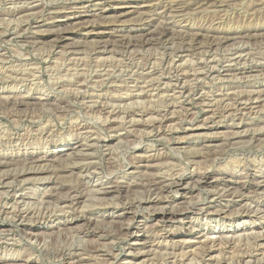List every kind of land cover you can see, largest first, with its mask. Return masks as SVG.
<instances>
[{
    "label": "rangeland",
    "instance_id": "374dc122",
    "mask_svg": "<svg viewBox=\"0 0 264 264\" xmlns=\"http://www.w3.org/2000/svg\"><path fill=\"white\" fill-rule=\"evenodd\" d=\"M84 1L0 0V93L3 95L2 97L0 94V161L7 162L9 167L0 170V177L14 175L19 172L32 173L36 171V168H43L46 171L45 174L42 173L38 176L33 173L29 174L28 179L32 180L21 184L15 182L11 185L0 184V231H6L0 232V260H3L0 261V264H25L23 260L27 258L32 259L30 264H118L124 260L130 249L132 250L133 248L138 251V245L142 246V244L136 245L135 243L141 242L147 236H151L155 240V243H158V245L150 249L151 255L149 257L150 259L152 258L151 261L155 262L157 260V264H161L164 260H172L171 263L173 261L177 263L193 261L192 263L196 264L198 261L201 264H213L215 261H210L209 256H207L206 250L209 249L208 246L213 248L212 254L215 255L217 253V256L220 254L219 258L224 257L223 260L226 262L232 260L227 262V264H236V261L243 256L255 257L262 255V252L264 255V0H154L152 3H155L154 5L157 6L153 5V8L150 7L142 10L138 8L139 4L137 3V1L141 0H94L86 3V6L82 3ZM97 1L101 4L94 6L93 4L97 3ZM131 1L136 2L132 3ZM173 1H178V3L180 1L181 3L176 5ZM70 6L71 8H69ZM100 6L110 11L109 14H114V12L119 10L131 11L122 17L127 23L123 28L129 31L127 33L128 36L134 37V35H140V30H136L135 26L137 25L134 24L139 22L137 20L143 18V16L145 18L150 15H154L156 16L155 18L159 19V21L157 19V21L152 23L155 24L152 25V28H161L168 22L171 24L170 27L172 26L171 29L175 35L168 41H158L148 45H141V42L138 41L130 48L125 47L118 37L113 38L112 36L105 35L104 37H100V39L96 36H91L90 39L85 40L80 35H76L75 40L79 44L78 47L73 46L72 48L54 44L53 39L50 41V37L54 33L42 35L43 37H39L36 34L37 30L40 29L55 30V28L59 29L64 25L63 28H68V25L69 27L74 26L73 23L68 24L65 19H59L62 17L53 19V12L67 11V9H69L68 11L76 10L79 13L76 17L88 18L91 21L88 25L99 30L109 20L97 16L96 18L95 16L92 18L90 14H86V10L93 9V11H98ZM178 6H183L180 11ZM166 9H170V12L167 14L164 12ZM61 15L63 16V14ZM42 20L46 23L50 22L48 25L51 26L39 27V25L44 23ZM53 20L57 21L55 22L56 24L52 23ZM128 27L132 29L129 30ZM199 30H203L205 33L208 31L210 34L222 32L225 35H237L238 37H236L237 39L233 38L229 39V41L216 44L211 48H209L210 42L208 40H202L203 43L198 48L199 50L191 48L192 51L188 50L181 54V48L185 44L191 43L193 33ZM138 38L136 37L135 39L137 40ZM67 42H71V40ZM103 42L107 43L109 49L105 52H98L97 47ZM236 49L244 51H240L241 53L237 51L235 53ZM234 53L241 57V64L238 66H235L233 63L231 64ZM179 54L183 55L181 59L182 70L189 76L188 80L185 79L186 81L182 79L178 80L176 76L175 60L180 57L177 58ZM217 60L220 61L218 62ZM241 66L253 67L254 69L252 70L258 69V72L242 73L239 69ZM149 67L151 69H148ZM182 70L179 72H182ZM149 71L150 74L147 73ZM105 73L108 76H100ZM78 80L80 82H77ZM81 84L82 86H79ZM182 84H185L188 88L190 87L188 90L191 89L192 93L191 90L183 92ZM139 87H141L140 90ZM78 88L79 91L77 90ZM259 91H262L260 104L258 103L252 109L242 108L238 110L242 106H239L235 102V95L240 94L245 97L251 94L253 97H256ZM75 92L79 94L83 93L81 94L82 100L80 97L79 99L86 102H81L79 99L72 97V94ZM188 92L190 93L188 94ZM139 93H143V96L136 97ZM24 94L30 97H40L44 94L45 96L49 95L52 97L53 102L41 103L36 100L24 104L25 102L20 101ZM220 97L224 98V100H221ZM99 98L102 102H100ZM107 100L109 101L107 102ZM62 105L65 106L62 107ZM250 105L248 104L247 106ZM108 109H110V112L114 110L115 113L114 111L110 113ZM230 110L231 112L227 113ZM246 110L249 112H246ZM158 116L159 120L157 119ZM130 120L135 122L131 123ZM139 121H141V125ZM165 123L167 124L166 129H164L166 127ZM79 125L85 127L83 130H80L81 132L77 128L80 127ZM163 126L165 127L162 128ZM117 134L122 135V145H120L121 141H119L120 143L117 144V147L116 145L113 148L110 146V149L107 150L103 143L111 140ZM78 137L84 140L80 141L81 143L94 144L92 148H82L85 150L84 153L89 154V157L92 158L91 160L89 158L87 160H80L77 156L75 158L67 157L66 155L65 157L64 155L60 157V154L58 155L55 152L53 153L55 154L54 159L42 163L41 167L35 163L31 165L30 163L27 164L23 160H21L23 161L21 165L19 162H17V166L15 164H8L15 157V160H18L22 155L54 152L60 143L67 142L74 144L77 142L75 138ZM96 139H100V145L98 146L95 145ZM114 148L115 151L113 150ZM111 153L113 154L111 155ZM140 155L146 156V158H143L144 162H138L141 159ZM149 155L157 157L156 161H145ZM89 162L100 168L99 175L104 177V181L122 180L123 178L122 181L126 185L127 181L129 182L128 184L132 183V185L123 189L120 194L113 193L108 195L109 198L105 199L95 192H88L91 195L87 194L83 198V201L75 205L76 208H68L65 207L66 204L61 200L67 194L66 189H62L60 193L54 192L52 195H48L52 191L51 187L54 186V183L39 180V177L42 176H52L58 178L65 185H75L80 187L81 190L91 188V182H87L88 180L81 177L79 172V167ZM109 164H111V167ZM27 165L29 166L27 167ZM30 166H33V168L28 169ZM54 170L56 171L54 172ZM131 171L134 172L133 175L127 176L126 173H130ZM205 171L209 172L212 181H215V178L221 181V178L228 177L229 185L223 189V186L219 182H215V184H211L210 186L202 184H199V186L196 184L197 178H199L200 172ZM191 175H193L192 179L184 194L183 191L177 192L174 189H171L167 193L160 189V181L163 184L164 182H173L181 176L190 177ZM152 177L156 179H152ZM147 180L148 182L145 183ZM15 190L24 191L34 196H30L31 203L28 205L35 208L36 216L39 219L33 217L27 224H21L12 215H10L11 218L8 217L9 214L6 212L10 207L9 205L12 204L10 196ZM213 192L218 193V198L215 202H211L214 197ZM165 193L178 199L179 205L177 203L167 204L164 200L161 202L160 199L166 196ZM94 194L99 198L93 196ZM132 198L136 202H141L140 218L144 217L146 221L143 223L138 218L131 230L136 231L138 227L139 229L148 227L147 230L145 229L141 231V234H138L139 237H143L139 241L134 239L135 236L131 235V232L128 235L125 234L120 227L123 223L132 219V213H130L131 215L126 214L122 217L115 216L113 218L109 214L116 213V209H113L116 205L120 210L115 215L122 213V203L124 205L127 202L133 201ZM29 199H27V202H30ZM123 201L126 202L124 203ZM8 203L9 205H7ZM83 203H85V207H83ZM207 203L213 204L214 211L210 214L202 213L198 215V209ZM104 205H108L111 208L106 211L102 208ZM37 206H39L38 208H40L41 212H47L49 225L52 224L51 220H56L53 222L54 224L59 220L63 222L68 218H73L82 209L88 213V217L91 215H93L91 216L93 218L95 216L98 217L96 218L98 222L94 223L92 221V223L88 224L85 220L80 219L71 226L61 225L62 227L59 226L52 230H46V232H36L33 230L34 226L43 227L45 225L41 226L38 223L41 221L40 217L42 213L39 212ZM47 206L49 209H47ZM174 209L186 211V215H184L185 219L183 222H175L170 226L171 229H169V227L164 226L168 224L160 222V215L164 210L169 212V210ZM216 211H225V214L216 213ZM57 216H59V219H55ZM102 216H104L105 220L101 219ZM103 220L106 222H101ZM93 229L95 230L93 231ZM248 230H250L249 232L253 231V233L251 232L253 236L254 233L256 234L259 231H263V233L261 234L260 232L259 235L256 234V237L254 236L255 238H253ZM95 231H98L99 234L95 233ZM246 231L247 233H245ZM143 232L144 235H142ZM199 232L205 233L207 237L209 235L208 238L211 239V243L207 242L205 237L197 235ZM237 232L239 237L236 235ZM170 234L172 236L174 234L171 239L169 238ZM34 235H37V237ZM234 235L235 237H233ZM246 236H248L247 239ZM172 239L174 241L188 239V249L174 250L170 247L173 242ZM218 241L222 244L218 245ZM228 241L231 242L227 243ZM235 241L238 242L236 243ZM207 243L210 244L207 245ZM201 246L206 249L201 248ZM191 247L196 251L192 250ZM232 247L235 248L233 249ZM155 248L158 249L156 250ZM181 250L183 253L179 252ZM188 250L191 252H188ZM63 251L67 253L65 252V254ZM183 254L186 258L183 257ZM236 255H239V257ZM230 256L231 258H229ZM232 258L237 259L234 262ZM205 261L206 263H204ZM237 264H239V261H237Z\"/></svg>",
    "mask_w": 264,
    "mask_h": 264
},
{
    "label": "bare ground",
    "instance_id": "6f19581e",
    "mask_svg": "<svg viewBox=\"0 0 264 264\" xmlns=\"http://www.w3.org/2000/svg\"><path fill=\"white\" fill-rule=\"evenodd\" d=\"M92 1H94V0H85L84 2H82L83 3V5H85L86 6V3H89V2H92ZM98 1H100V0H98ZM97 1V3H95V4H93L94 6H99L101 3H99ZM154 0H141V1H137V3L139 4L137 7L138 8H141L140 10H142V9H145V8H150V7H152L155 3H152ZM161 1V0H160ZM183 1V0H182ZM27 2V1H26ZM132 3H134V2H136V1H131ZM49 3V2H48ZM81 3V4H82ZM173 3H176V5H179V3H181L180 1H179V3H178V1H173ZM234 3V2H233ZM248 3V2H247ZM17 4V3H16ZM49 5V4H48ZM25 6V5H24ZM84 6V7H85ZM154 6H157V5H154ZM78 7V6H77ZM182 7L183 6H178V9H179V11L182 9ZM241 7V6H240ZM26 8V7H25ZM69 8H71V6L69 7ZM74 8V7H73ZM86 8V7H85ZM153 8V7H152ZM220 8V7H219ZM30 9V8H29ZM33 9H34V7H33ZM135 9H137V8H135ZM175 9V8H174ZM176 9H177V7H176ZM62 10V9H61ZM69 9H67V11H55V12H53V14H54V17H53V19H55L56 17H62V18H59L60 20H67V22H68V24H74V26H70L69 27V25H68V28H59V29H57V28H55V30L53 29H40V30H37V32H36V34H38V36L40 37V36H42V35H45V34H52V33H54L53 34V36H51L50 37V41L53 39V43L54 44H57V45H60V46H65V47H72L73 48V46H75V47H78V44H79V42H77V40H75V36L76 35H80V37L82 38V39H85V40H88V39H90L91 38V36H96V37H98V38H100V37H104L105 35H107V36H112L113 38L114 37H118L120 40H121V43H123V45L125 46V47H127V48H130L133 44H135L136 42H138V41H140L141 42V45H148V44H151V43H154V42H158V41H168L169 39H171V37H173L175 34L173 33V31H172V29H171V27H170V25L171 24H169L168 22L167 23H165L164 25H163V27H161V28H157V29H155V28H152V25H155V24H152V23H154V21H157V19L158 18H155L156 16H154V15H150V16H147V17H145L144 18V16H143V18H141V19H139V20H137V21H139V22H137V23H135L134 25H137V26H135V29L136 30H140V35H137V36H135L134 35V37H132V36H128V32L129 31H126V28H123V27H125L126 26V21L124 20V19H122V17H124L125 15H127V14H129L131 11H127L126 12V10H119V11H116V12H114V14H109L110 13V11H107V9L106 8H101V6L99 7V10L98 11H93V9H87L86 10V14H90V16H92V18H93V16H95V18H96V16L97 17H100V18H103V19H108L109 21H108V23L107 24H104V26L102 27V28H100L99 30H96L97 28H92V27H90L89 25H88V23L89 22H91L88 18H84L83 19V17H76V16H78L77 14H79L76 10H74V11H68ZM1 11V10H0ZM50 11V10H49ZM68 12V13H67ZM165 14H167L168 12H170V9H166L165 11ZM37 13V12H36ZM65 13H67V14H65ZM112 13V12H111ZM117 13V14H116ZM119 13V14H118ZM61 14H63V16L61 15ZM74 15V16H73ZM156 15V14H155ZM63 17H65V18H63ZM73 17V19L71 20V18ZM45 19V18H44ZM57 19V18H56ZM59 20V21H60ZM236 20V19H235ZM7 21V20H6ZM158 21H159V19H158ZM16 22V21H15ZM42 22H44L43 20H42ZM55 22H57L56 20H53V24H56ZM66 22V21H65ZM92 22H93V20H92ZM190 22V21H189ZM37 23V22H36ZM48 24H50V22L49 23H46V22H44L43 24H41V25H39V27H48V26H51V25H48ZM65 24V23H64ZM92 24V23H91ZM94 24H95V22H94ZM21 25V24H20ZM19 25V26H20ZM61 26V25H60ZM185 26V25H184ZM211 26V25H210ZM95 27V26H94ZM216 27V26H215ZM185 28V27H184ZM128 29L129 30H131L132 28H130V27H128ZM134 29V28H133ZM16 30V29H15ZM208 32V31H207ZM205 33L203 30H199V31H197V32H194L193 33V38H192V40H191V43H187V44H185L182 48H181V50H180V52H181V54L183 53V52H186V51H188V50H191V48H193V49H198V48H200L201 47V45H202V40H208L210 43H209V48H211L212 46H214V45H216V44H220V43H223V42H225V41H229V39H233V38H236V37H238L237 35L235 36V35H225V34H222V32H219V33H214V34H210L209 32L208 33ZM186 35V34H185ZM180 36H182V35H180ZM43 37V36H42ZM136 37H139L137 40L135 39ZM243 38V37H242ZM101 39V38H100ZM190 39H191V37H190ZM237 39V38H236ZM71 40V42H67V41H70ZM119 41V40H118ZM247 41V40H246ZM159 44V43H158ZM157 44V45H158ZM255 46V45H254ZM110 47V46H109ZM165 47V46H164ZM157 48V47H156ZM208 48V49H209ZM108 45H107V43L106 42H103V43H101V44H99V46L97 47V51L98 52H105V51H108ZM123 49H124V47H123ZM126 49V48H125ZM117 50V49H116ZM199 50V49H198ZM214 50V49H213ZM192 51V50H191ZM210 51V50H209ZM237 51H244V50H242V49H236V51H235V53H237ZM71 52V51H70ZM122 52V51H121ZM128 52V51H127ZM213 52V51H212ZM72 53V52H71ZM211 53V52H210ZM233 54V56L232 55H230V56H232V58H233V61L231 62V64L233 63L235 66H238L239 64H241V57H240V55H236V54ZM241 53V52H240ZM60 54V53H59ZM85 55V54H84ZM127 55V54H126ZM155 55H157V54H155ZM234 55H235V57H234ZM246 55H247V53H246ZM180 56V57H179ZM182 56L183 55H178L177 56V60H175V69L177 70V79L178 80H180V79H182V80H188V78H189V76L184 72V70H182L183 68H182V63H181V59H182ZM72 57V56H71ZM246 57V56H245ZM58 58V57H57ZM61 58H63V57H61ZM187 58V57H186ZM195 58V57H194ZM201 58V57H200ZM219 58V57H218ZM249 58V57H248ZM264 58V57H263ZM46 59V58H45ZM80 59V58H79ZM157 59V58H156ZM215 59V58H214ZM261 59V58H260ZM74 60V59H73ZM81 60V59H80ZM195 60V59H194ZM245 60V59H244ZM72 61V60H71ZM143 61V60H142ZM218 61V60H217ZM220 61V60H219ZM218 61V62H219ZM253 61V60H252ZM59 62V61H58ZM80 62V61H79ZM152 62V61H151ZM161 62V61H160ZM179 62V63H178ZM227 62V61H226ZM230 62V61H229ZM66 63V62H65ZM94 63V62H93ZM174 63V62H173ZM190 63V62H189ZM205 63V62H204ZM26 64V63H25ZM75 64V63H74ZM85 64V63H84ZM102 64V63H101ZM111 64V63H110ZM172 64V63H171ZM63 65V64H62ZM72 65V64H71ZM114 65V64H113ZM191 65V64H190ZM58 66V65H57ZM99 66V65H98ZM151 66V65H150ZM32 67V66H31ZM55 67V66H54ZM54 67H52V68H54ZM67 67H69V66H67ZM148 67V66H147ZM186 67V66H185ZM263 67V66H262ZM261 67V68H262ZM36 68V67H35ZM51 68V69H52ZM90 68V67H89ZM95 68V67H94ZM97 68V67H96ZM103 68V67H102ZM120 68V67H119ZM57 69V68H56ZM55 69V70H56ZM101 69V68H100ZM148 69H151L150 67L148 68ZM153 69V68H152ZM240 70H241V72L242 73H248V72H252V73H254V71H257V70H252V69H254L253 67H245V66H241V68H239ZM248 69H251V70H248ZM18 70V69H17ZM53 70V69H52ZM64 70V69H63ZM76 70V69H75ZM81 70H83V69H81ZM180 70H182V72H179ZM227 70H230V69H227ZM68 71V70H67ZM78 71V70H77ZM12 72V71H11ZM55 72V71H54ZM170 72V71H169ZM258 72V71H257ZM21 73H22V70H21ZM35 73V72H34ZM66 73V72H65ZM102 73V72H101ZM148 74H150V71L149 72H147ZM227 73V72H226ZM54 74V73H53ZM139 74V73H138ZM207 74H209V73H207ZM11 75V74H10ZM37 75V74H36ZM61 75V74H60ZM59 75V76H60ZM65 75V74H64ZM74 75V74H73ZM106 75L108 76V74L107 73H105V74H101L100 76H105L106 77ZM204 75V74H203ZM14 76V75H13ZM24 76V75H23ZM26 76V75H25ZM198 76V75H197ZM218 76V75H217ZM7 77V76H6ZM29 77V76H28ZM33 77V76H32ZM31 77V78H32ZM74 77V76H73ZM82 77V76H81ZM194 77V76H193ZM192 77V78H193ZM64 78H66V77H64ZM67 78H68V76H67ZM72 78V77H71ZM85 78V77H84ZM83 78V79H84ZM195 78V77H194ZM62 79V78H61ZM147 79V78H146ZM225 79V78H224ZM40 80V79H39ZM177 80V81H178ZM185 80V81H186ZM196 80H198V79H196ZM82 81V80H81ZM91 81V80H90ZM152 81V80H151ZM176 81V82H177ZM184 81V82H185ZM192 81V80H191ZM194 81V80H193ZM52 82V81H51ZM77 82H80V80H78ZM85 82V81H84ZM96 82V81H95ZM141 82V81H140ZM149 82V81H148ZM183 82V81H182ZM189 82V81H188ZM90 83V82H89ZM102 83H103V81H102ZM115 83V82H114ZM178 83V82H177ZM201 83V82H200ZM99 84V83H98ZM125 84V83H124ZM137 85V84H136ZM145 85V84H144ZM176 85V84H175ZM183 85V86H182ZM181 86H182V90H183V92H187V91H190V90H188L189 88L185 85V84H182ZM193 85V84H192ZM76 86V85H75ZM79 86H82V84L81 85H79ZM78 86V87H79ZM169 86V85H168ZM195 86V85H194ZM223 86V85H222ZM146 87V86H145ZM150 87V86H149ZM175 87V86H174ZM199 87V86H198ZM203 87V86H202ZM225 87V86H224ZM54 88V87H53ZM96 88V87H95ZM140 88L141 87H139V90H140ZM173 88V87H172ZM192 88V87H191ZM201 88V87H200ZM147 89V88H146ZM203 89V88H202ZM235 89V88H234ZM78 91H79V88L77 89ZM84 90V89H83ZM180 90V89H179ZM196 90V89H195ZM200 90V89H199ZM221 90V89H220ZM230 90V89H229ZM70 91V90H69ZM75 91V90H74ZM85 91V90H84ZM133 91V90H132ZM223 91V90H222ZM108 92V91H107ZM128 92V91H127ZM135 92H137V91H135ZM3 93V92H2ZM66 93V92H65ZM72 93V92H71ZM101 93V92H100ZM130 93V92H129ZM161 93V92H160ZM174 93V92H173ZM190 92H188V94H189ZM191 93H192V90H191ZM208 93V92H207ZM221 93V92H220ZM224 93V92H223ZM226 93V92H225ZM1 94V93H0ZM15 94V93H14ZM81 94H83V93H81ZM81 94H79V93H73L72 94V97H74L75 99H79V97H80V99H81ZM149 94V93H148ZM187 94V95H188ZM222 94V93H221ZM242 94V93H241ZM22 95V94H21ZM147 95V94H146ZM231 95V94H230ZM234 95V94H233ZM244 95V94H243ZM245 95H247V94H245ZM255 95V94H254ZM257 96L256 97H253L251 94L248 96H241L240 94H238V95H235L236 97H235V102L236 103H238L239 104V106H242V107H239V106H237V107H239L238 108V110H240V109H242V108H244V109H246V108H250V109H252V108H254V107H256L257 105H258V103L260 104V98H262L261 96H262V91H259L258 92V94H256ZM1 96L3 97V95L1 94ZM4 96H6V95H4ZM85 96V95H84ZM88 96V95H87ZM141 96H143V93L141 94V93H139V94H137L136 95V97H141ZM145 96V95H144ZM173 96V95H172ZM176 96V95H175ZM194 96V95H193ZM197 96V95H196ZM204 96H206V95H204ZM217 96V95H216ZM227 96V95H226ZM232 96V95H231ZM100 97V96H99ZM117 97V96H116ZM146 97V96H145ZM157 97V96H156ZM169 97V96H168ZM195 97V96H194ZM213 97V96H212ZM221 97H224V96H221ZM220 97V98H221ZM58 98V97H57ZM84 98V97H83ZM95 98V97H94ZM105 98V97H104ZM103 98V99H104ZM153 98V97H152ZM164 98V97H163ZM173 98H174V96H173ZM178 98H179V96H178ZM191 98V97H190ZM190 98H189V101H190ZM204 98V97H203ZM264 98V97H263ZM20 99V98H19ZM35 99V100H34ZM79 99V100H80ZM91 99V98H90ZM97 99V98H96ZM156 99V98H155ZM181 99V98H180ZM199 99H201V98H199ZM216 99V98H215ZM218 99H219V97H218ZM231 98H229V100H230ZM38 101V102H43V103H52L53 102V99H52V97L51 96H49V95H46L45 96V94L44 95H41L40 97H30L29 95H23L22 97H21V102H25L24 104H28V102H30V101ZM56 100V99H55ZM82 100V99H81ZM80 100V101H81ZM86 100V99H85ZM99 100H100V98H99ZM110 100V99H109ZM109 100H107V102L109 101ZM178 100V99H177ZM177 100H175V101H177ZM206 100V99H205ZM221 100H224V98H221ZM234 100V99H233ZM263 100V99H262ZM60 101H62V100H60ZM79 101V102H80ZM214 101V100H213ZM213 101H211V102H213ZM217 101V100H216ZM231 101H232V99H231ZM81 102H86V101H81ZM80 102V103H81ZM100 102H102L101 100H100ZM126 102V101H125ZM140 102V101H139ZM174 102V101H173ZM215 102V101H214ZM234 102V101H233ZM235 102H234V105H235ZM58 103V102H57ZM96 103V102H95ZM104 103V102H103ZM117 103V102H116ZM138 103V102H137ZM178 103V102H177ZM205 103V102H204ZM203 103V104H204ZM216 103V102H215ZM66 104V103H65ZM83 104V103H82ZM102 104V103H101ZM106 104V103H105ZM139 104V103H138ZM170 105H171V103H169ZM174 104V103H173ZM219 104V103H218ZM229 104V103H228ZM248 104H251L250 106H247ZM33 105H34V103H33ZM42 105V104H41ZM59 105V104H58ZM175 105V104H174ZM233 105V106H234ZM63 106H65V105H62V107ZM69 106V105H68ZM105 106V105H104ZM223 106V105H222ZM226 106V105H225ZM261 106H262V104H261ZM175 107V106H174ZM192 107V106H191ZM205 107V106H204ZM213 107V106H212ZM231 107V106H230ZM229 107V108H230ZM236 107V108H237ZM125 108V107H124ZM161 108V107H160ZM176 108V107H175ZM211 108V107H210ZM217 108V107H216ZM215 108V109H216ZM221 108V107H220ZM219 108V109H220ZM226 108V107H225ZM260 108V107H259ZM59 109V108H58ZM117 109V108H116ZM115 109V110H116ZM167 109V108H166ZM212 109V108H211ZM218 109V108H217ZM105 110H106V108H105ZM109 110V112H110V109H108ZM170 111H171V109H169ZM208 110H209V108H208ZM232 110V109H231ZM231 110L230 111H228L227 113H230L231 112ZM248 110V109H247ZM246 110V112H249V111H247ZM253 110H256V109H253ZM87 111V110H86ZM114 111V110H113ZM113 111H111L110 113H112ZM117 111V110H116ZM147 111H150V110H147ZM166 111V110H165ZM212 111V110H211ZM210 111V112H211ZM221 111V110H220ZM119 112H121V111H119ZM127 112V111H126ZM191 112V111H190ZM222 112H223V110H222ZM243 112V111H242ZM251 112V111H250ZM58 113V112H57ZM65 113V112H64ZM74 113V112H73ZM114 113H115V111H114ZM118 113V112H117ZM145 113V112H144ZM159 113V112H158ZM163 113V112H162ZM168 113V112H167ZM187 113H188V111H187ZM186 113V114H187ZM227 113L225 112V114L227 115ZM234 113V112H233ZM240 113V112H239ZM86 114V113H85ZM109 114V113H108ZM121 114V113H120ZM123 114V113H122ZM126 114V113H125ZM129 114V113H128ZM150 114V113H149ZM184 114V113H183ZM192 114V113H191ZM249 114V113H248ZM160 115V114H159ZM193 115V114H192ZM215 115H217V114H215ZM219 115V114H218ZM221 115V114H220ZM222 115H223V113H222ZM238 115V114H237ZM94 116V115H93ZM118 116V115H117ZM124 117H125V115H123ZM134 116V115H133ZM132 116V117H133ZM146 116V115H145ZM154 116H156V115H154ZM188 116V115H187ZM191 116V115H190ZM213 116V115H212ZM232 116H233V114H232ZM57 117V116H56ZM164 117H165V115H164ZM208 117V116H207ZM222 117V116H221ZM49 118V117H48ZM71 118V117H70ZM118 118V117H117ZM144 118H146V117H144ZM160 118H161V116H160ZM168 118V117H167ZM209 118V117H208ZM207 118V119H208ZM50 119V118H49ZM60 119V118H59ZM62 119V118H61ZM79 119V118H78ZM128 119V118H127ZM157 119L159 120V116L157 117ZM163 119V118H162ZM174 119H176V118H174ZM189 119V118H188ZM109 120V119H108ZM138 120V119H137ZM147 120V119H146ZM80 121V120H79ZM99 121V120H98ZM127 121V120H126ZM131 121V120H130ZM129 121V122H130ZM154 121V120H153ZM157 121V120H156ZM169 122H171L170 120H168ZM59 122V121H58ZM104 122V121H103ZM117 122H118V120H117ZM133 121H131V123H132ZM135 122V121H134ZM133 122V123H134ZM140 122V125H141V121H139ZM168 122V123H169ZM213 122V121H212ZM17 123V122H16ZM46 123V122H45ZM72 123V122H71ZM120 123V122H119ZM150 123H152V122H150ZM15 124V123H14ZM44 124V123H43ZM75 124H76V122H75ZM129 124V123H128ZM201 124V123H200ZM204 124V123H203ZM206 124V123H205ZM77 125V124H76ZM133 125V124H132ZM137 125V124H136ZM154 125V124H153ZM155 125H157V124H155ZM158 125H159V122H158ZM165 125H166V127L165 126H163L162 128H164V129H166L167 128V124L165 123ZM171 125V124H170ZM195 125V124H194ZM202 125V124H201ZM200 125V126H201ZM73 126H75V125H73ZM80 126V125H79ZM180 126V125H179ZM200 126H198V127H200ZM205 126V125H204ZM71 127V126H70ZM77 127V126H76ZM171 127V126H170ZM197 127V126H196ZM258 127H260V126H258ZM75 128V127H74ZM78 128V130L80 131V130H83L85 127L84 126H80V127H77ZM129 128V127H128ZM158 128H160V127H158ZM246 128V127H245ZM73 129V128H72ZM139 129V128H138ZM147 129V128H146ZM174 129V128H173ZM177 129V128H176ZM197 129V128H196ZM241 129V128H240ZM239 129V130H240ZM47 130V129H46ZM50 130V129H49ZM48 130V131H49ZM184 130V129H183ZM220 130V129H219ZM239 130H238V132H239ZM27 131V130H26ZM123 131V130H122ZM237 131V130H236ZM248 131V130H247ZM246 131V132H247ZM256 131V130H255ZM258 131V130H257ZM81 132V131H80ZM140 132V131H139ZM138 132V133H139ZM152 132V131H151ZM164 132V131H163ZM169 132V131H168ZM222 132V131H221ZM91 133V132H90ZM150 133V132H149ZM223 133V132H222ZM221 133V134H222ZM237 133V132H236ZM243 133V132H242ZM15 134V133H14ZM78 134V133H77ZM83 134V133H82ZM136 134V133H135ZM160 134V133H159ZM165 134V133H164ZM27 135V134H26ZM80 135V134H79ZM78 135V136H79ZM147 135V134H146ZM155 135H157V134H155ZM207 135V134H206ZM5 136V135H4ZM71 136V135H70ZM81 136V135H80ZM93 136V135H92ZM141 136V135H140ZM159 136V135H158ZM162 136V135H161ZM230 136V135H229ZM241 136V135H240ZM38 137V136H37ZM167 137V136H166ZM181 137V136H180ZM91 138V137H90ZM105 138V137H104ZM123 138H125V137H123ZM138 138V137H137ZM179 138V137H178ZM227 138V137H226ZM82 139H83V137H82ZM121 139H122V135L121 134H117V135H115V137L114 138H112L111 140H107V141H105V143H103L104 144V146H106V148H107V150H109L110 149V146H112V148L114 147V145H116V147L118 146L117 144L118 143H120L119 141H121ZM75 140H77V142H75L74 144H71V143H67V142H63V143H60L57 147V149H56V151H52L51 153L50 152H48L47 154H36V155H34V154H28L27 156H21V158H18V160H15L16 159V157H15V159H12L10 162L11 163H8L9 165H12V164H17V162H19L20 163V165H21V162H26L27 164L28 163H30V165L31 164H36L37 166H39V167H41L42 166V163H44V162H47V161H49V160H53L54 159V157H55V154H53V153H55V152H57L58 153V155L60 154V157L62 156V155H64V157H65V155L67 156V157H71V158H75V156H77L78 158H80V160L81 159H86L87 160V158H89L90 160L92 159V158H90L89 157V154H87V153H84V149H82V148H92L93 146H94V144H86V143H81L80 141H84V140H81V139H79V137L78 138H75ZM116 140V141H115ZM169 140V139H168ZM225 140V139H224ZM235 140V139H234ZM93 141V140H92ZM115 141V142H114ZM123 141V140H122ZM122 141H121V144L120 145H122ZM78 145H77V144ZM88 143V142H87ZM11 145V144H10ZM74 145V146H73ZM95 145H100V139H96V142H95ZM102 146V145H101ZM134 146V145H133ZM9 147V146H8ZM169 147V146H168ZM186 147V146H185ZM111 148V149H112ZM72 149V151L70 152V150ZM10 150V149H9ZM93 150V149H92ZM106 150V151H107ZM114 151H115V148L113 149ZM2 151V150H1ZM19 151V150H18ZM96 151V150H95ZM94 151V152H95ZM105 152V151H104ZM113 152V151H112ZM164 152V151H163ZM167 152V151H166ZM201 152V151H200ZM116 153V152H115ZM113 153H111V155H112ZM12 155V154H11ZM155 155V154H154ZM2 156V155H1ZM141 156V155H140ZM264 156V155H263ZM11 158V157H10ZM13 158V157H12ZM51 158V159H50ZM136 158V157H135ZM143 158H146V156H141V159H139V161L138 162H144V159ZM157 158V157H156ZM156 158L153 156H151V155H149V156H147V159H145V161H149V162H154V161H156ZM5 159V158H4ZM66 159V158H65ZM110 159V158H109ZM250 159V158H249ZM264 159V158H263ZM3 160V159H2ZM21 160H23V161H21ZM76 160V159H75ZM165 160V159H164ZM65 161H69V160H65ZM126 161V160H125ZM137 161V160H136ZM158 161H160V160H158ZM195 161V160H194ZM207 161V160H206ZM16 162V163H15ZM128 162V161H127ZM18 163V164H19ZM109 163H110V161H109ZM209 163V162H208ZM80 164V163H79ZM199 164V163H198ZM14 165V166H15ZM110 165V167H111V164H109ZM203 165V164H202ZM17 166V165H16ZM29 165H27V167H28ZM74 166H76L75 164H74ZM166 166V165H165ZM169 166V165H168ZM196 166V165H195ZM224 166V165H223ZM5 167H7V168H9L8 167V165H7V162H3V161H0V170L2 169V168H4L5 169ZM45 167V166H44ZM138 167V166H137ZM173 167V166H172ZM206 167V166H205ZM246 167V166H245ZM254 167V166H253ZM21 168H22V166H21ZM33 168V166H30L28 169H32ZM36 168V167H35ZM47 168V167H46ZM80 168V170H79V172H80V174H81V177H83V178H86L88 181L87 182H91V188H87V189H84V190H81V188L80 187H78V186H75V185H65L64 183H61L60 182V180H58V178H54V177H52V176H50V177H47V176H42V177H39V180H45V182H48V183H54V186L53 187H51L52 188V191L51 192H49L48 193V195H52L54 192L55 193H60L61 191H62V189H66V195H64L63 197H62V201H63V203H65L66 205H65V207H68V208H76L75 207V205L77 204V203H79V202H81V201H83V198L88 194V192H95L96 194H98V195H100V196H102V198L103 199H105V198H109L108 197V195H110V194H113V193H116V194H120L122 191H123V189H126V187L128 188L129 186H131L132 185V183H130V184H128L129 182L127 181V185L125 184V182L124 181H122L123 180V178H122V180H120V179H116V180H107V181H104V177H102V176H100L99 175V170H100V168H97L92 162H89V163H86V164H84V165H82V167H79ZM107 168V167H106ZM118 168V167H117ZM207 168V167H206ZM233 168V167H232ZM70 169V168H69ZM108 169V168H107ZM136 169V168H135ZM138 169V168H137ZM180 169V168H179ZM198 169V168H197ZM13 170V169H12ZM17 170H19V169H17ZM51 170V169H50ZM52 170H53V168H52ZM60 170V169H59ZM160 170V169H159ZM22 171V170H21ZM56 170H54V172H55ZM108 171V170H107ZM202 171H203V169H202ZM256 171V170H255ZM13 172V171H12ZM18 172V171H17ZM52 172V171H51ZM58 172V171H57ZM177 172V171H176ZM262 172V171H261ZM33 174H37V176L39 175V174H45L46 173V171L42 168V169H39V168H36V171H34V172H32ZM31 172L30 173H26V172H19V173H16V174H14V175H5V176H1L0 177V184H4V185H11V184H13L14 182L15 183H19V184H21V183H24V182H28V181H30V180H32V179H28V175L29 174H32ZM67 173V172H66ZM65 173V174H66ZM104 173V172H103ZM133 171H131L130 173H126V175L127 176H131V175H133ZM160 173V172H159ZM165 173V172H164ZM199 173V172H198ZM258 173V172H257ZM125 174V173H124ZM137 174V173H136ZM135 174V175H136ZM181 174V173H180ZM248 174V173H247ZM264 174V173H263ZM116 175V174H115ZM173 175V174H172ZM249 175H251V174H249ZM55 176V175H54ZM142 176H144V175H142ZM147 176V175H146ZM152 176V175H151ZM150 176V177H151ZM153 176H154V174H153ZM193 175H191L190 177H187V176H181V177H179V178H177L175 181H173V182H164L163 184H162V181H160L161 182V191H163V192H169L171 189H174V190H176L177 192L178 191H183V194L187 191V188H188V185H189V182L191 181V177H192ZM218 176V175H217ZM247 176V175H246ZM253 176V175H252ZM256 176V175H255ZM61 177V176H60ZM135 177V176H134ZM136 177H137V175H136ZM149 177V176H148ZM160 177V176H159ZM168 177H169V175H168ZM176 177V176H175ZM178 177V176H177ZM196 177V176H195ZM214 177V176H213ZM66 178V177H65ZM76 178V177H75ZM120 178V177H119ZM125 178V177H124ZM142 178H144V177H142ZM228 177H224V178H221V181H220V179H217V178H215L216 180L215 181H212V177L210 176V174H209V172H200V174H199V178H197V181H196V184H202V185H204V186H210L211 184H215V182H219V183H221V185L223 186L222 187V189L224 188V187H227L228 185H229V180L227 179ZM245 178V177H244ZM247 178V177H246ZM61 179V178H60ZM63 179V178H62ZM135 179V178H134ZM152 179H156V178H153L152 177ZM189 179V180H188ZM195 179V178H194ZM234 179V178H233ZM158 180H159V178H158ZM245 180V179H244ZM247 180V179H246ZM63 181H66V180H63ZM62 181V182H63ZM68 181V180H67ZM76 181V180H75ZM126 181V180H125ZM136 181V180H135ZM156 181V180H155ZM154 181V182H155ZM232 181V180H231ZM234 181V180H233ZM73 182V181H72ZM146 182H148V180L147 181H145V183ZM243 182V181H242ZM250 182V181H249ZM253 182V181H252ZM66 183V182H65ZM71 183V182H70ZM144 183V184H145ZM241 183V182H240ZM34 184V183H33ZM67 184V183H66ZM75 184H77V183H75ZM86 184V183H85ZM157 184V183H156ZM193 184V183H192ZM36 185V184H35ZM90 185V184H89ZM141 186V185H140ZM150 186V185H149ZM160 186V185H159ZM200 186V185H199ZM203 186V187H204ZM244 186V185H243ZM254 186V185H253ZM147 187V186H146ZM157 187V186H156ZM217 187V186H216ZM23 188V187H22ZM48 188V187H47ZM143 188V187H142ZM191 188V187H190ZM206 188V187H205ZM231 188H232V186H231ZM254 189H255V187H253ZM9 189V188H8ZM19 189V188H18ZM37 189V188H36ZM149 189H151V188H149ZM254 189H253V191H254ZM3 190V189H2ZM1 190V191H2ZM48 190V189H47ZM249 190V189H248ZM32 191H34V190H32ZM44 191V190H43ZM49 191V190H48ZM65 191V190H64ZM151 191V190H150ZM208 191V190H207ZM220 191V190H219ZM222 191V190H221ZM3 192V191H2ZM218 192V191H217ZM227 192V191H226ZM166 193H165V195H166ZM188 193V192H187ZM36 194V193H35ZM34 194V195H35ZM155 194V193H154ZM213 194H214V197H213V199H212V201L211 202H215V200L218 198L217 197V194L218 193H214L213 192ZM249 194V193H248ZM9 195V194H8ZM89 195V194H88ZM90 195H91V193H90ZM89 195V196H90ZM236 195V194H235ZM30 195V193H27V192H21V191H19V190H15L14 191V193H12L11 194V196H10V200H11V202H12V204L11 205H9V203L7 204V205H9L10 207H9V209L7 210V212L6 213H8L9 215H8V217H10V215H12V217H14L15 219H17L16 221L17 222H20L21 224H27V222L31 219V218H38V216H36V211H35V208H32L30 205H28L29 203H31V197H34V196H31ZM93 196H95V194L93 195ZM121 196V195H120ZM187 196V195H186ZM259 196V195H258ZM257 196V197H258ZM95 197H97V196H95ZM126 197V196H125ZM223 197V196H222ZM227 197V196H226ZM230 197V196H229ZM245 197V196H244ZM30 198V199H29ZM97 198H99V197H97ZM161 198V197H160ZM200 198H201V196H200ZM221 198V197H220ZM27 199H29L30 200V202H27ZM43 199V198H42ZM55 199V198H54ZM133 199V198H132ZM141 199V198H140ZM158 199H159V197H158ZM229 199V198H228ZM236 199V198H235ZM40 200V199H39ZM49 200V199H48ZM100 200H101V198H100ZM126 200V199H125ZM129 200V199H128ZM131 200V199H130ZM161 200V202H163V200H164V202H166L167 204H175V203H177L178 205H179V202H177V201H179L178 199H176L174 196H169L168 194L162 199H160ZM246 200V199H245ZM35 201H36V199H35ZM34 201V202H35ZM41 201V200H40ZM39 201V202H40ZM44 201V200H43ZM57 201H59V200H57ZM88 201V200H87ZM99 201V200H98ZM5 202V201H4ZM7 202V201H6ZM10 202V203H11ZM33 202V203H34ZM105 202V201H104ZM122 202V201H121ZM124 203L126 202V201H123ZM222 202H224V201H222ZM41 203H42V201H41ZM62 203V204H63ZM86 203H88V202H86ZM38 204V203H37ZM84 205H83V207H85V203H83ZM99 204V203H98ZM104 204H106V203H104ZM120 204V203H119ZM194 204V203H193ZM192 204V205H193ZM251 204V203H250ZM262 204V203H261ZM34 205V204H33ZM32 205V206H33ZM41 205V204H40ZM78 205V204H77ZM110 205V204H109ZM153 205H154V203H153ZM157 205V204H156ZM189 205V204H188ZM226 205V204H225ZM230 205V204H229ZM45 206V205H44ZM54 206V205H53ZM52 206V207H53ZM94 206H96V205H94ZM203 206V205H202ZM255 206V205H254ZM6 207V206H5ZM35 207V206H34ZM39 206H37V208H38ZM48 207V206H47ZM61 207V206H60ZM122 213H118L117 215H115L117 212H119V210L120 209H118L119 207L116 205V207H113V209H116V213H109V214H111L110 216L113 218V217H115V216H117V217H122V216H124V215H126V214H130V213H132V219H130V221H128V222H125V223H123L120 227L122 228V231H124V233L125 234H129L130 232H131V235H134L135 237H134V239L135 240H137V241H139L140 239H142L141 237H139V233L141 234V231H143V230H147V226L143 229H139V227L137 228V230L136 231H132L131 230V228L134 226V222L138 219V218H140L141 216H140V214H141V211H140V208H142V204H141V202L139 201H134V199H133V201H130V202H127V203H125L124 205H123V203H122ZM191 207V206H190ZM189 207V208H190ZM217 207V206H216ZM257 207V206H256ZM259 207V206H258ZM43 208V207H42ZM54 208V207H53ZM64 208V207H63ZM92 208V207H91ZM103 209H105L106 211L107 210H109L111 207H109L108 205H104L103 207H102ZM215 208V207H214ZM227 208V207H226ZM245 208H246V206H245ZM255 208V207H254ZM39 209V212H41L40 211V208H38ZM47 209H49V207L47 208ZM144 209V208H143ZM142 209V210H143ZM198 209V208H197ZM225 209V208H224ZM263 209V208H262ZM6 210V209H5ZM59 211H60V209H58ZM65 210V209H64ZM68 210V209H67ZM71 210H73V209H71ZM78 210V209H77ZM228 210V209H227ZM249 210V209H248ZM49 211V210H48ZM52 211V210H51ZM212 211H214L213 210V204L212 203H207L206 205H204L203 207H201V208H199L198 209V215L199 214H202V213H207V214H210V213H212ZM221 211V210H220ZM220 211H216V213L217 212H220ZM244 211V210H243ZM57 212V211H56ZM197 212V211H196ZM225 211H223V212H220L221 214L223 213V214H225L224 213ZM241 212V211H240ZM257 212H259V211H257ZM256 212V213H257ZM262 212V211H261ZM264 212V211H263ZM42 214H41V217H40V219H41V221H39L38 223H40L41 224V226H43L44 224V226L43 227H38V226H34L33 227V230L34 231H45L46 232V230H52L53 228H56V227H59V226H61V225H63V226H71L74 222H76L77 220H80V219H83V220H85V222L86 223H88V224H90V223H92V221H94V223H97L98 221L96 220V218H98V217H96L95 216V218H93V217H91V216H93V215H91L90 217H88L87 215H88V213H86L85 211H83V209L80 211V213H78L75 217H73V218H68L67 220H65V221H57L56 223H54L53 224V222H55L56 220H54V221H52L51 220V222H52V224H50L49 225V216H47L46 214H47V212H45V211H43V212H41ZM219 213V214H220ZM236 213V212H235ZM239 213V212H238ZM250 213V212H249ZM252 213V212H251ZM38 215H39V213H37ZM48 214H49V212H48ZM65 214H66V212H65ZM75 214V213H74ZM260 214V213H259ZM131 215V214H130ZM129 215V216H130ZM184 215H186V211H178L177 209L175 210H169V212L168 211H166V210H164L163 212H161V215H160V222L162 221V222H164V223H166V224H168V225H164L165 227H169V229H171L170 228V226L171 225H173L175 222H177V223H181V222H183L184 221V219H185V217H184ZM256 215V214H255ZM7 216V215H6ZM65 216V215H64ZM105 216V215H104ZM104 216H102V218L101 219H104ZM206 216V215H205ZM234 216V215H233ZM72 217V216H71ZM210 217V216H209ZM218 217V216H217ZM222 217V216H221ZM230 217V216H229ZM256 217V216H255ZM263 217V216H262ZM7 218V217H6ZM11 218V217H10ZM100 218V217H99ZM39 219V218H38ZM51 219V218H50ZM55 219H59V216H57V218H55ZM94 219V220H93ZM200 219V218H199ZM105 220V219H104ZM101 221V222H106V221ZM26 221V222H25ZM96 221V222H95ZM139 221H142L143 223H145V219H144V217L143 218H140L139 219ZM247 221H248V219H247ZM34 222V221H33ZM50 222V223H51ZM113 222V221H112ZM141 222V223H142ZM196 222V221H195ZM243 222H246V221H243ZM35 223V222H34ZM111 223V222H110ZM200 223V222H199ZM6 224V223H5ZM29 224V223H28ZM31 225H32V223H30ZM47 224V225H46ZM205 224V223H204ZM228 224V223H227ZM263 224V223H262ZM105 225V224H104ZM118 225H120V224H118ZM92 226V225H91ZM161 226V225H160ZM62 227V226H61ZM114 227V226H113ZM263 226L261 225V228H262ZM72 228V227H71ZM251 228V227H250ZM27 229V228H26ZM107 229V228H106ZM263 229V228H262ZM1 230V229H0ZM61 230V229H60ZM63 230V229H62ZM95 229H93V231H94ZM103 230V229H102ZM191 230V229H190ZM199 230V229H198ZM230 230V229H229ZM252 230V229H251ZM258 230V229H257ZM5 230H3V231H0V232H4ZM8 231H9V229H8ZM85 231V230H84ZM91 231V230H90ZM232 231V230H231ZM236 231V230H235ZM250 230H248V232H249ZM254 231H256V230H254ZM6 232V231H5ZM33 232V231H32ZM35 232V233H36ZM50 232V231H49ZM227 232V231H226ZM252 233H253V231H251ZM251 232H249V233H251ZM261 231H259L258 233H256V234H258L259 235V233H260ZM31 233V232H30ZM93 233V232H92ZM95 233H97V234H99V232L98 231H95ZM209 233V232H208ZM217 233H218V231H217ZM235 233V232H234ZM242 233H243V231H242ZM245 233H247V231L245 232ZM252 233H251V235H252ZM263 233V231L261 232V234ZM5 234V233H4ZM45 234V233H44ZM68 234V233H67ZM71 234V233H70ZM158 234V233H157ZM196 234V233H195ZM241 234V233H240ZM255 233H254V236L256 235ZM2 235V234H1ZM40 235V234H39ZM58 235V234H57ZM77 235V234H76ZM109 235V234H108ZM142 235H144V232L142 233ZM197 235H199V236H201V237H205V239H206V241L207 242H210L211 243V239L210 238H208L209 237V235H208V237L206 236V234L205 233H203V232H199ZM211 235V234H210ZM212 235H214V234H212ZM217 235V234H216ZM224 235V234H223ZM231 235V234H230ZM236 235L238 236V232L236 233ZM242 236H243V234H241ZM241 235H240V237H241ZM247 235V234H246ZM249 235V234H248ZM250 235V236H251ZM8 236V235H7ZM30 236H32V235H30ZM34 236H36L37 237V235H34ZM33 236V237H34ZM45 236V235H44ZM44 236H41V237H44ZM161 236V235H160ZM163 236V235H162ZM173 236H174V234H173ZM173 236H172V234H170L169 235V238L171 239V238H173ZM253 235H252V237L253 238H255ZM263 236H264V234H263ZM40 237V238H41ZM156 237V236H155ZM213 237V236H212ZM219 237V236H218ZM218 237H216V238H218ZM228 237V236H227ZM233 237H235V235L233 236ZM239 237V236H238ZM244 237V236H243ZM247 237L248 236H246V239H247ZM251 237V238H252ZM259 237V236H258ZM261 237V236H260ZM39 238V237H38ZM167 238H168V235H167ZM187 238H189V237H187ZM222 238V237H221ZM221 238H219V239H221ZM224 238V237H223ZM242 238V237H241ZM251 238H248V239H251ZM19 239V238H18ZM79 239V238H78ZM113 239V238H112ZM164 239H165V237H164ZM205 239H204V242H205ZM245 239V238H244ZM245 239V240H246ZM28 240V239H27ZM33 240H35V239H33ZM173 240V239H172ZM213 240V239H212ZM224 240V239H223ZM223 240H222V243H223ZM226 240H228L227 238H226ZM236 240V239H235ZM239 240V239H238ZM76 241V240H75ZM159 241V240H158ZM171 241V240H170ZM213 241H215V240H213ZM221 241V240H220ZM240 241H242V240H240ZM257 241V240H256ZM165 242V241H164ZM216 242V241H215ZM229 242H231V241H228L227 243H229ZM236 242V241H235ZM238 242V241H237ZM236 242V243H237ZM246 242V241H245ZM264 242V241H263ZM189 243V240L187 239H179V240H176V241H174L173 240V242H172V245L170 246V247H172L174 250H178V249H188V244ZM191 243V242H190ZM210 243H207V245H209ZM218 243H219V241H218ZM221 243V244H222ZM226 243V242H225ZM235 243V244H236ZM88 244V243H87ZM134 244V243H133ZM136 245L137 244H142V246H140V245H138L139 247H138V251H136L135 249H133L132 248V250L130 249V251H129V253L126 255V257H124V260H122V262H120V263H118V264H157V262L155 263L153 260L151 261V259L149 258L150 257V255H151V253H150V249L152 248V247H154L155 245H158V243L156 244L155 243V240L154 239H152L151 238V236H147L146 238H144L141 242L139 241V242H137V243H135ZM163 244H165V243H163ZM168 244V243H167ZM169 244H171V243H169ZM201 244V243H200ZM204 244H206V243H204ZM213 244H215V243H213ZM220 243L218 244V245H221ZM241 244V243H240ZM248 244V243H247ZM238 245V244H237ZM250 245V244H249ZM132 246V245H131ZM260 246V245H259ZM100 247V246H99ZM200 247V246H199ZM209 247V249H207L206 251H207V256H209V260L210 261H215V262H217V263H215V264H227V262H229V261H232V260H229V261H225V260H223V258H219V256H220V254H219V256H217L216 254L214 255V254H212V250H213V248L211 247V246H208ZM223 247V246H222ZM201 248H203L202 246H201ZM219 248H221V247H219ZM233 248V247H232ZM235 248V247H234ZM233 248V249H234ZM45 249V248H44ZM106 249V248H105ZM156 249V248H155ZM158 249V248H157ZM156 249V250H157ZM162 249V248H161ZM190 249V248H189ZM191 249H192V247H191ZM190 249V250H191ZM203 249H206V248H203ZM237 249V248H236ZM22 250V249H21ZM49 250H51V249H49ZM87 250V249H86ZM85 250V251H86ZM129 250V249H128ZM164 250V249H163ZM170 250V249H169ZM192 250H195V249H192ZM199 250V249H198ZM252 250V249H251ZM264 250V249H263ZM84 251V250H83ZM153 251V250H152ZM196 251V250H195ZM233 251V250H232ZM249 251V250H248ZM64 252V251H63ZM66 252V251H65ZM64 252V253H65ZM88 252H91V251H88ZM171 252H172V250H171ZM177 252V251H176ZM175 252V253H176ZM179 252H182L183 253V251L181 250V251H179ZM188 252H191V251H189L188 250ZM218 252V251H217ZM239 252V251H238ZM245 252V251H244ZM250 252V251H249ZM248 252V253H249ZM253 252V251H252ZM255 252H257V251H255ZM254 252V253H255ZM6 253V252H5ZM35 253V252H34ZM67 253V252H66ZM65 253V254H66ZM93 253V252H92ZM91 253V254H92ZM96 253V252H95ZM196 253V252H195ZM195 253H193V254H195ZM222 253V252H221ZM241 253V252H240ZM260 253V252H259ZM26 254V253H25ZM46 254V253H45ZM50 254V253H49ZM60 254V253H59ZM77 254V253H76ZM83 254V253H82ZM88 254V253H87ZM90 254V253H89ZM171 254V253H170ZM180 254V253H179ZM186 254H188V253H186ZM191 254V253H190ZM192 254V255H193ZM201 254V253H200ZM244 255H245V253H243ZM242 254V255H243ZM246 254H247V252H246ZM256 254V253H255ZM51 255V254H50ZM52 255H53V253H52ZM70 255V254H69ZM189 255V254H188ZM198 255V254H197ZM203 255V254H202ZM227 255V254H226ZM232 255H233V252H232ZM234 255H235V252H234ZM239 255H241V254H239ZM239 255H236V256H238L239 257ZM251 255V254H250ZM33 256V255H32ZM44 256V255H43ZM66 256V255H65ZM71 256V255H70ZM113 256V255H112ZM155 256V255H154ZM176 256V255H175ZM201 256V255H200ZM222 256V255H221ZM179 257V256H178ZM183 257L184 258H186L185 256H184V254H183ZM2 258V257H1ZM113 258H115V257H113ZM164 258V257H163ZM175 258V257H174ZM177 258V257H176ZM181 258V257H180ZM190 258H192L191 256H190ZM198 258V257H197ZM196 258V260H198ZM205 258V257H204ZM206 258H208V257H206ZM228 258V257H227ZM229 258H231V256L229 257ZM110 259V258H109ZM116 259V258H115ZM114 259V260H115ZM169 259V258H168ZM193 259H194V256H193ZM232 259H234V258H232ZM237 259V258H236ZM236 259H234L233 261L235 262V260ZM8 260V259H7ZM77 260V259H76ZM79 260V259H78ZM82 260V259H81ZM105 260V259H104ZM162 260V259H161ZM190 260V259H189ZM192 260V259H191ZM195 260V259H194ZM0 261H3V260H0ZM24 261V263L25 264H30L31 262H32V259L31 258H27V259H25V260H23ZM69 261V260H68ZM172 261V260H171ZM171 261H168V260H164L163 262H161V264H193L191 261H189V262H184L183 260V262H181V263H177V262H175V261H173L172 263H171ZM188 261V260H187ZM237 261H239V264H264V255H263V252H262V255H259V256H250V257H248V256H243V257H240V259L239 260H237ZM237 261H236V264H237ZM19 262V261H18ZM36 262V261H35ZM64 262V261H63ZM99 262H101V261H99ZM195 262V261H194ZM198 262V261H197ZM197 262H196V264H197ZM208 262V261H207ZM98 263V262H97ZM105 263V262H104ZM160 263V262H159ZM204 263H206V261L204 262ZM213 263V264H214ZM2 264V263H1ZM5 264V263H4ZM7 264V263H6ZM19 264V263H18ZM110 264V263H109ZM195 264V263H194ZM198 264H201L200 262H198ZM212 264V263H211ZM231 264V263H230ZM235 264V263H234Z\"/></svg>",
    "mask_w": 264,
    "mask_h": 264
}]
</instances>
